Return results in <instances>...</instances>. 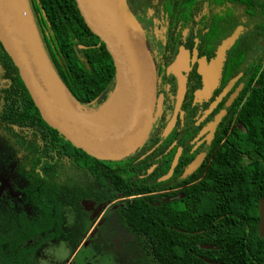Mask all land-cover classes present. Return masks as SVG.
<instances>
[{"label":"trees","instance_id":"1","mask_svg":"<svg viewBox=\"0 0 264 264\" xmlns=\"http://www.w3.org/2000/svg\"><path fill=\"white\" fill-rule=\"evenodd\" d=\"M28 1L59 80L83 110L101 109L112 96L115 72L74 0ZM124 1L131 8L130 15L150 18V24L157 25L155 50L145 40L157 68L174 56L181 24H192L199 16L208 17L212 26L219 20H231L232 28L251 26L254 41L261 39L257 64L231 111L227 140L215 154L205 181L186 193L190 198L184 213L166 214V204L153 194L161 188H147L135 181L133 170L128 169L138 164L130 156L117 161L92 158L41 120L0 44V75L8 78L5 93L0 92V264H36L39 254L61 244L73 252L92 222L84 213L83 201L94 205L115 202L108 214L128 235L134 264H209L204 259L239 264L240 251L234 244L229 249L228 242L230 235L236 241L244 234L232 230L237 228L233 221L232 225L220 221L218 214H194L196 196L201 200V213L230 210L245 221L238 226L253 229L248 231L242 264H263L264 238L256 228L258 202L264 199V70L260 69L264 0ZM208 245L215 249L206 250ZM233 251L238 255L231 259Z\"/></svg>","mask_w":264,"mask_h":264},{"label":"water","instance_id":"2","mask_svg":"<svg viewBox=\"0 0 264 264\" xmlns=\"http://www.w3.org/2000/svg\"><path fill=\"white\" fill-rule=\"evenodd\" d=\"M74 2L85 26L101 41L112 60L114 90L101 109L83 110L59 80L41 43L28 0H0V44L48 127L92 158L122 160L145 144L154 112L162 104V96L157 97L156 93L154 62L143 34L127 19V10L120 11L112 0ZM233 42L230 39L218 49L213 65L220 66L225 49ZM187 57L180 46L167 68V73H172L177 81L175 110L185 93V79L180 72L187 66ZM200 74L204 79L201 94L207 97L216 75L212 79L208 71ZM172 125L173 120L167 124L164 135ZM196 166L197 162L193 163L188 174ZM169 175L171 171L163 179ZM83 206L92 208L93 204L83 203ZM100 211L98 208L91 217L94 219ZM258 213L259 233L264 236V199L258 202Z\"/></svg>","mask_w":264,"mask_h":264},{"label":"flooded vegetation","instance_id":"3","mask_svg":"<svg viewBox=\"0 0 264 264\" xmlns=\"http://www.w3.org/2000/svg\"><path fill=\"white\" fill-rule=\"evenodd\" d=\"M192 22L188 25L181 24L176 52L166 66L157 68L154 62L156 93L157 97L162 96V104L159 110L154 112V121L146 146L144 149L139 148L130 156L131 162L137 163L138 167L128 169L133 170L132 177L139 184L151 189L161 188V191L153 194L156 197L160 196L166 204V214L184 213L189 205L190 196L187 194L205 181L215 154L226 142L230 133L232 124L228 125V122L231 111L242 98L249 73L257 64L263 44L261 39L257 38L254 41L251 26L236 25L232 28L231 20H219L213 22L214 26H212V21L208 17L203 19L200 16ZM230 39H234V42L225 49L220 66L213 65L218 49ZM180 46L188 57L187 66L182 67L180 72L185 79V93L178 109L175 110L177 81L172 73H167V68L174 60ZM148 47L152 49L149 44ZM249 47L251 48L247 50ZM205 71L212 75V79L216 75L215 82L211 80L212 89L207 97L201 94L204 79L200 72ZM5 76V74L0 75L2 94L8 87V78ZM2 103L3 100L0 98V108ZM171 120L173 125L164 135V130ZM225 130L227 133L220 140L221 133ZM195 162H197L196 168L188 174L189 168ZM170 171L171 175L163 179ZM83 203L93 204L83 201L82 206ZM114 203L101 204L103 208L108 206L106 211L108 214L115 209ZM200 206L201 200L196 196L193 205L194 214H218L220 221L224 220L231 225L233 221L237 228L232 230L244 234L236 241L230 235L228 242L229 249L233 250V244L239 249L241 256L239 264H242L243 250H246L249 244L248 231L253 229L238 226L240 222L245 224V221L230 210H211L208 213H201ZM171 207H177L178 212L170 211ZM258 226L259 213L256 229L258 235L264 238L260 235ZM204 248L215 249L214 246L209 245ZM123 251L129 262L134 263L131 247H125ZM236 255L238 254L233 251L229 257L233 259Z\"/></svg>","mask_w":264,"mask_h":264},{"label":"rangeland","instance_id":"4","mask_svg":"<svg viewBox=\"0 0 264 264\" xmlns=\"http://www.w3.org/2000/svg\"><path fill=\"white\" fill-rule=\"evenodd\" d=\"M116 6L121 11L132 12L124 0H116ZM127 19L143 34L144 40L155 50L158 44L157 25L150 24V18L130 15ZM264 67V62H263ZM97 208L101 211L92 219L89 230L80 245L71 253L64 244L49 247L37 257L36 264H134L125 255L128 245V235L107 214L108 206L95 205L92 209H84L86 216H91ZM100 224V225H99ZM96 232L91 236L92 232ZM133 259V256H132Z\"/></svg>","mask_w":264,"mask_h":264},{"label":"built area","instance_id":"5","mask_svg":"<svg viewBox=\"0 0 264 264\" xmlns=\"http://www.w3.org/2000/svg\"><path fill=\"white\" fill-rule=\"evenodd\" d=\"M263 62H264V57L262 58L261 65H260V69H261V70H264Z\"/></svg>","mask_w":264,"mask_h":264},{"label":"bare ground","instance_id":"6","mask_svg":"<svg viewBox=\"0 0 264 264\" xmlns=\"http://www.w3.org/2000/svg\"><path fill=\"white\" fill-rule=\"evenodd\" d=\"M115 4L117 3L116 0H112Z\"/></svg>","mask_w":264,"mask_h":264}]
</instances>
